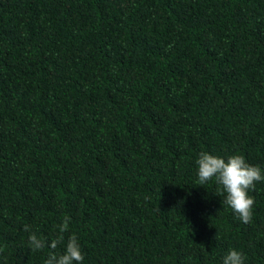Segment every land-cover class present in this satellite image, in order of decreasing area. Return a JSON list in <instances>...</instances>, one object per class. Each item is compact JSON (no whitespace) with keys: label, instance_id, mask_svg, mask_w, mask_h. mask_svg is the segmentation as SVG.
Listing matches in <instances>:
<instances>
[{"label":"trees","instance_id":"obj_1","mask_svg":"<svg viewBox=\"0 0 264 264\" xmlns=\"http://www.w3.org/2000/svg\"><path fill=\"white\" fill-rule=\"evenodd\" d=\"M201 152L264 170V0H0V264H264Z\"/></svg>","mask_w":264,"mask_h":264},{"label":"clouds","instance_id":"obj_2","mask_svg":"<svg viewBox=\"0 0 264 264\" xmlns=\"http://www.w3.org/2000/svg\"><path fill=\"white\" fill-rule=\"evenodd\" d=\"M198 185L214 182L219 194L224 196L225 204L243 224H250L253 217L254 197L249 193L255 190L259 182H264V170L259 166L250 165L243 155L233 154L226 158L207 152L199 153L195 160ZM70 217L65 216L58 226V232L49 242L44 237L32 233L28 238L32 252L49 248L44 264H83L84 255L78 237L70 235L65 244L64 233L69 229ZM24 230L30 232L26 225ZM65 244L64 251L57 253L58 246ZM222 264H245V258L240 251L230 250L224 257Z\"/></svg>","mask_w":264,"mask_h":264}]
</instances>
